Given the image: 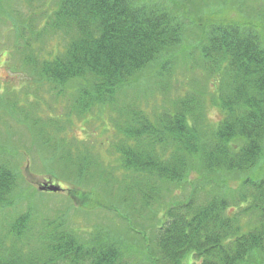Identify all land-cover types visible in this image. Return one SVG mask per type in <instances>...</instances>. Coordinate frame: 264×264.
I'll use <instances>...</instances> for the list:
<instances>
[{
	"label": "trees",
	"instance_id": "16d2710c",
	"mask_svg": "<svg viewBox=\"0 0 264 264\" xmlns=\"http://www.w3.org/2000/svg\"><path fill=\"white\" fill-rule=\"evenodd\" d=\"M204 1L174 0L171 7L160 0H57L44 34L65 44L46 59L30 40L37 35L43 42L44 34H33L32 25L27 37L23 27L16 29L27 46L20 66L30 75L23 87L29 86L6 99L5 112L25 122L35 108L20 104L28 97L46 104L44 90L54 104L70 101L63 114L45 106V114L62 115L60 123L29 122L39 154L50 153L49 160L39 155L44 171L69 182V198L80 206L97 188H114L121 208L114 213L131 230L120 235L135 243L107 241L100 232L83 240L68 231L64 217H40L32 207L15 211L25 197L22 170L0 150V264H264V37L258 22L217 19L197 5ZM187 2L199 12L191 18ZM184 17L198 29L184 53L197 49L203 80H216L211 99L220 117L214 125L203 86L161 104L156 94L160 87L169 96L167 81L187 38ZM93 108L108 112L106 169L86 140L61 144L53 136L69 133L73 116ZM189 185L180 200L177 192ZM131 213L141 220L133 222ZM152 218L157 224L148 226ZM146 227L151 237L143 234ZM130 232L141 234V242Z\"/></svg>",
	"mask_w": 264,
	"mask_h": 264
},
{
	"label": "rangeland",
	"instance_id": "374dc122",
	"mask_svg": "<svg viewBox=\"0 0 264 264\" xmlns=\"http://www.w3.org/2000/svg\"><path fill=\"white\" fill-rule=\"evenodd\" d=\"M161 2L170 4L174 0H160ZM57 0H0V150L3 152H9L13 159H17L22 170L23 176V189L25 197L19 201L15 211H23L26 207H32L37 209L35 214L42 217L63 218L65 220V226L69 230H73L83 240H90L94 233L100 232L99 236L104 237V240H117L121 243H135L134 240L130 241V235L125 239V235H120V231L126 229L125 223L122 219L114 213V209L121 210L118 203H115V197L112 195L116 191L114 188L105 190L104 188H97L93 199L80 206L76 202H72L69 198V193L66 189L71 188L72 185L66 180L54 179L50 174L44 171L45 167L43 162L39 159V152L35 138L31 135L30 124H33V118H39L41 121L46 119L56 120L60 123L63 121L62 115L56 114H45L47 108H51L56 113H66L70 108V101L67 98H59L58 103L54 104L52 101L53 95L50 92L44 90L46 96L49 98L46 104H40L39 100H34L30 97L22 102L21 106L27 104L33 106L34 110L30 111L26 118L28 120H20L13 115H9L7 108L6 99L12 97V93L17 94L18 91L24 92V83H27L30 75L29 73L22 70V56L23 47H27L23 42V39L19 37L16 39L17 30L24 28L23 35L27 37L29 35L28 25H32L31 32L42 36L45 30L48 31L47 16L55 8ZM186 8L189 11L190 18L193 15H197V11L194 3H186ZM199 6H203L206 13L213 15L217 19H221L224 16H228V21H240L246 23L247 20L252 22H258V29L264 37V0H228L216 2L207 0L206 2L197 3ZM207 8V10H206ZM177 9V8H176ZM190 10H193L190 12ZM257 14L261 17V21L257 20ZM188 19L184 17L182 21L187 26L186 36L187 38L183 41L178 52L181 53L183 48L189 44H193V38L196 39L197 30L196 27L189 23ZM258 18V19H260ZM17 29V30H16ZM37 36V35H36ZM36 36L31 38V47L37 50L36 55L44 57L46 59L48 54L56 52V50L64 47L65 40L61 36L55 35H43V42L36 39ZM189 36V38H188ZM25 40V38H24ZM29 40V41H30ZM39 47H42L41 49ZM28 55V53H27ZM197 49L191 48L188 53H184L179 56L177 67L175 69V76L168 79L169 96L165 94L158 87L156 94L158 93V101L160 104L169 99H175L176 96L182 95L186 90H193L195 88H206L204 96V106L206 109L207 118L210 123L214 125L218 121L219 107L212 103L211 94L216 91V80L210 77L208 80H203L205 71L196 63ZM40 61V60H39ZM32 64L28 65V68ZM27 69V66L25 67ZM155 71V70H154ZM149 75V74H148ZM203 86V87H202ZM47 89V88H46ZM32 90V89H31ZM29 90V92L31 91ZM162 94V95H161ZM38 105V106H37ZM154 103L150 104L148 110L151 112ZM73 126L69 133L62 135L61 132H54L53 136L58 143L65 144L71 137L77 140H86L89 145H94L96 151L100 154V158L103 161V167L109 165V154L111 152L110 144L112 140L111 131H103L107 124H109L108 112L106 109L103 114H99L98 109L93 108L86 113V116L75 117L73 116ZM68 131V130H67ZM49 133L46 131L45 136ZM65 138V140H63ZM21 143V144H20ZM81 143V142H80ZM94 154V150L90 148ZM17 153V154H15ZM50 153L44 152L43 156L47 157ZM43 158L42 155H40ZM195 175L191 178L193 179ZM51 183L59 184L60 187L65 190L59 192L40 191L38 189L42 182L49 181ZM59 181V182H58ZM231 184V183H229ZM234 187V184H231ZM191 186L183 192H177L180 194V200L184 199L188 195V191H191ZM34 195L31 199V195ZM176 195V192H175ZM176 200V199H175ZM88 205V206H87ZM11 209L7 208V212ZM35 211V210H34ZM33 216V215H32ZM132 221L138 222L141 218L136 213H131ZM35 219V217L33 216ZM157 224L156 219L149 222L148 226ZM136 230H141L138 224H135ZM152 228V227H151ZM151 228H142L143 234H147L151 237ZM127 230L131 231L129 227ZM137 237V242H141L142 235L135 232H130ZM132 239V238H131ZM195 262L197 261L194 260ZM183 264H187L183 261Z\"/></svg>",
	"mask_w": 264,
	"mask_h": 264
},
{
	"label": "water",
	"instance_id": "95a60500",
	"mask_svg": "<svg viewBox=\"0 0 264 264\" xmlns=\"http://www.w3.org/2000/svg\"><path fill=\"white\" fill-rule=\"evenodd\" d=\"M38 189L40 191L58 192L61 190V187L57 184H52L51 182H42V184L39 185Z\"/></svg>",
	"mask_w": 264,
	"mask_h": 264
}]
</instances>
